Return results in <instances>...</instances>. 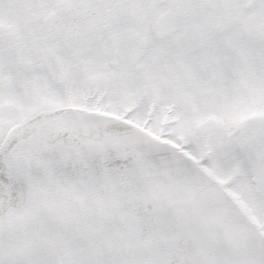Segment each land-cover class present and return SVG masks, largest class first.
Instances as JSON below:
<instances>
[{
    "label": "snow or ice",
    "instance_id": "6c2138e0",
    "mask_svg": "<svg viewBox=\"0 0 264 264\" xmlns=\"http://www.w3.org/2000/svg\"><path fill=\"white\" fill-rule=\"evenodd\" d=\"M0 264H264V0H0Z\"/></svg>",
    "mask_w": 264,
    "mask_h": 264
}]
</instances>
